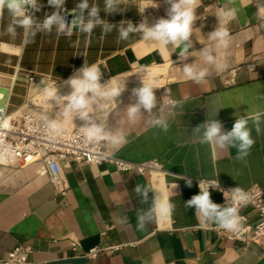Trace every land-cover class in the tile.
I'll list each match as a JSON object with an SVG mask.
<instances>
[{"label": "crops", "instance_id": "obj_1", "mask_svg": "<svg viewBox=\"0 0 264 264\" xmlns=\"http://www.w3.org/2000/svg\"><path fill=\"white\" fill-rule=\"evenodd\" d=\"M96 2L102 7L103 0ZM220 2L245 6L229 24L231 44L221 50L227 67L223 71L210 69L208 77L200 82L183 78L178 69L168 66L169 61L159 50L143 45L138 34L121 40L116 29L102 34L99 25L90 36L76 32V26L70 36L38 32L19 50L0 43V99L9 98L7 109L13 114L22 108L33 112L37 109L33 107L36 102L29 103L26 72L29 77L36 73L50 76L61 85L87 60L102 62L101 77L128 75L126 88L116 98L117 109L103 113L109 126L126 129L127 140L118 149L108 146L124 159H154L159 165V170L148 173L117 171L111 163L89 165L72 160L63 165L68 189L60 193L48 175L41 173L42 163L38 158L28 163H0V257L16 243H25L32 247L25 264H264V236L258 243L242 247L236 239L219 237L215 224H201L193 207L184 203L199 191V178L214 177L224 187L238 184L244 189L257 183L264 189V120L260 121L259 131L250 122L254 143L242 158L236 156L235 148L219 149L214 144L200 143L191 133L208 114L216 112L214 118L221 121L223 129H229L234 113L243 115L245 110L264 109V12L256 8L257 0L252 3L251 0H200L196 12L203 16L198 15L194 26L201 33L215 27V4L219 6ZM137 3L139 0H122L121 6L129 8L112 14L101 11L100 15L112 23L122 18L136 23L142 17L151 23L165 15V0H159L156 7H146L142 13L136 12ZM74 5L75 0H65V9ZM47 10L48 4L42 0L36 15ZM72 15L66 11L65 19H71ZM7 21L8 17L0 20V27ZM191 38L193 47L199 49L202 45L195 40V34ZM8 39L0 33V42ZM19 42L17 36L15 43ZM170 59L174 64L183 63L177 60L176 52L170 54ZM193 59L188 57L187 62ZM246 61H252L254 68L241 67L236 83L224 85L225 72ZM138 66L159 70L164 86L154 89L158 100L164 94V87L172 89V95L177 98L188 94L182 108L169 117L167 130L154 128L143 119L136 123L122 122L124 114L118 109L130 102V89L139 84L137 74H131ZM68 90L65 85L61 93ZM42 106L41 109L48 107L44 103ZM57 107L54 105L50 114ZM182 176L191 178L190 186ZM174 179L175 207L171 218L156 219L137 228L135 212L147 207L152 191L148 193V201H141L134 192L135 185L170 183ZM210 195L217 203L222 204L225 199L217 189L210 188ZM243 213L251 220L256 217L251 207H245ZM123 214L129 222L122 221ZM72 239L78 242L77 252L71 248ZM97 245H117V248L89 259L82 255V251Z\"/></svg>", "mask_w": 264, "mask_h": 264}, {"label": "clouds", "instance_id": "obj_2", "mask_svg": "<svg viewBox=\"0 0 264 264\" xmlns=\"http://www.w3.org/2000/svg\"><path fill=\"white\" fill-rule=\"evenodd\" d=\"M48 10L36 15L42 7V0H0V20L8 17L7 23L0 27V33L6 34L9 39L2 41L4 47L19 50L21 46L29 44L38 32H54L58 36H70L73 27L76 32L91 35L96 26H100L101 33L111 32L116 29L121 40H128L130 34H138L143 45L159 50L169 61V67H175L182 73L183 78L196 82L203 81L210 73V69L223 71L227 67V61L221 55V50L227 49L232 42L230 22L235 19L245 5L215 4V27L205 33H201L194 23L198 18L196 12L200 0H165L167 7L165 15L158 16L151 23L147 17H142L133 23L131 19L122 18L112 23L100 15L103 11L107 14L123 12L129 8L122 5V0H103L102 7L96 0H75V5L65 9V0H46ZM159 0H139L137 13H142L146 7H156ZM253 0H251V3ZM264 12V0H257L256 8ZM73 15L71 19H65V12ZM43 14V15H41ZM203 16V15H199ZM19 29V31L17 30ZM192 34L195 40L201 43V47H193ZM20 37L19 44L15 43L16 37ZM207 41V43L205 42ZM176 52L177 60L183 63L174 64L170 54ZM188 57L195 59L187 62ZM199 61L198 62V59ZM100 61L86 62L74 69L73 74L62 81L69 91L61 93L57 79L50 76L40 78V82L32 87L39 93L41 101L48 105L47 108H37L34 120L47 130L51 138H56L64 132L69 122L74 131L79 133L83 142L90 146L107 143L112 148H119L127 140V131L124 127H112L108 125L106 116L101 118L98 112L110 113L117 109V97L126 88V77H109L100 81L102 67ZM137 74L139 84L130 89V102L122 109V122L136 123L143 119L148 125L167 130L169 117L182 108L188 100V94L177 98L172 95V89L164 87V94L157 99L154 89L164 86L157 69L146 66H138L131 74ZM161 97L163 99L161 100ZM58 106L59 112L50 114L53 106ZM143 110V111H142ZM215 114L192 128L191 133L200 143L214 144L219 149L235 148L236 156L242 158L254 143L251 135L250 122L259 131L260 121L264 120V109L255 111L245 110L241 115L234 113L235 119L229 129H223L220 120L215 119ZM74 118L82 123L74 125ZM102 155L98 156L102 159ZM187 185H191L190 177L182 176ZM176 185L174 179L170 183H137L134 192L139 195L141 201H148V193L152 196L147 207L137 209L135 222L137 228H143L147 223L156 219L161 221L171 218L175 207L172 196ZM199 191L184 201L186 206H192L201 224L212 223L224 230L239 233L243 228V219L240 208L246 205L251 197L249 192L235 185L229 189L220 188L218 181L199 178L197 181ZM210 188L223 193V203L214 202L211 199ZM122 221L129 222V218L123 214Z\"/></svg>", "mask_w": 264, "mask_h": 264}, {"label": "built area", "instance_id": "obj_3", "mask_svg": "<svg viewBox=\"0 0 264 264\" xmlns=\"http://www.w3.org/2000/svg\"><path fill=\"white\" fill-rule=\"evenodd\" d=\"M243 66L248 70L254 68L252 61H246L229 68L224 74V85L235 84L237 72ZM24 76L30 87L34 83L35 77H29L27 72ZM39 76L36 73V77ZM41 77L46 76L42 75ZM8 99V97L5 101H3L4 97L0 99V163L9 164L15 161L28 163L38 158L42 163L41 173L48 175L50 182L60 193H64L68 189L67 181L63 176V165H68L72 160L89 165L111 163L117 171L137 170L152 173L159 170V165L154 159L130 161L115 155L107 143L90 146L83 142L77 131H74L73 125H67L63 133L56 138H51L47 130L34 120L35 112L22 108L14 114L10 113L7 109ZM98 115L101 118L106 116L103 113H98ZM81 123L77 119L74 125L79 126ZM100 155L103 158L98 162ZM218 185L223 189L233 187H224L219 182ZM246 190L251 199L240 208V214L244 217L242 230L239 233L223 232L222 228L214 226L219 237L236 239L242 243V247H246L250 243H258L264 236V189L257 183H253ZM245 207H251L255 211L256 217L253 220L243 213ZM70 244L72 250L79 251L76 240L72 239ZM115 248L117 245H97L82 251V255L89 259ZM31 252L32 247L29 244L16 243L0 257V264L28 263Z\"/></svg>", "mask_w": 264, "mask_h": 264}, {"label": "rangeland", "instance_id": "obj_4", "mask_svg": "<svg viewBox=\"0 0 264 264\" xmlns=\"http://www.w3.org/2000/svg\"><path fill=\"white\" fill-rule=\"evenodd\" d=\"M35 77V79H34V83H33V85H36V84H38L39 82H40V78H43V77H41V76H39V77H36V75L34 76ZM107 78H105V77H100V81L101 82H103L104 80H106ZM26 85L28 86L29 85V83L28 82H26ZM69 91V90H68ZM67 92V91H66ZM29 103L31 102V103H34V102H36V103H34L33 104V107H37V108H42L43 106H42V101H41V99H40V96H39V93L32 87V85L30 86V92H29ZM58 108V107H57ZM44 109V108H43ZM57 112H59V108H58V110H57ZM98 113H105V112H98Z\"/></svg>", "mask_w": 264, "mask_h": 264}, {"label": "bare ground", "instance_id": "obj_5", "mask_svg": "<svg viewBox=\"0 0 264 264\" xmlns=\"http://www.w3.org/2000/svg\"><path fill=\"white\" fill-rule=\"evenodd\" d=\"M32 77H34V76H32ZM64 88H65V85L61 84L60 85V91L63 90Z\"/></svg>", "mask_w": 264, "mask_h": 264}]
</instances>
